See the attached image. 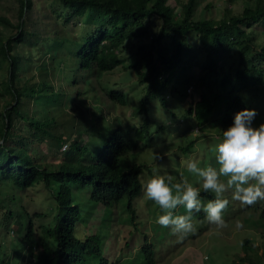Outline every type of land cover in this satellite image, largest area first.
<instances>
[{
    "label": "trees",
    "instance_id": "obj_1",
    "mask_svg": "<svg viewBox=\"0 0 264 264\" xmlns=\"http://www.w3.org/2000/svg\"><path fill=\"white\" fill-rule=\"evenodd\" d=\"M18 1L19 21L16 25L0 13V24L15 30L14 35L6 40L0 38V54L5 56L10 64V101L0 113V179L10 181L21 189L41 184L50 199L48 207L53 211V218L48 225H40L41 243H35L30 221L25 226L24 238L15 243L16 247L20 248V252L27 251L28 256H32L33 249L39 248L44 254L40 261L42 264H95L89 258L101 253L96 234L85 236L83 239L78 238L76 234L81 218L78 199L81 197L80 192L88 190L92 204L105 207L115 206L123 201L130 221L133 222L130 235H136L141 240L139 249L143 264H155L156 257L157 260L159 258L157 244L160 242L148 240V235L151 229L158 227L151 223L141 229L143 222H134L135 202L143 193L140 176L146 173L152 176V167L144 163H130L129 155L139 144L143 149L146 148L152 142L154 134H159L164 129L156 110L164 106V92L168 88L167 96L175 98L177 103L174 107L180 108L181 100L189 86H197L198 82L201 86L206 81L215 82L214 90L201 88L194 107L184 110L186 119H191L194 127L200 130L210 127L216 130L227 129L237 112L252 109L247 97L250 96L251 90L261 85L260 79L264 76V0H255L238 14L226 9L219 19L198 16L197 0H186L179 6H176L174 0H57L65 6L75 8L76 11L100 9L108 16V27H101L85 37L75 52V67L78 69L79 66L78 70L83 73L84 100L90 74L97 80L102 73L117 67L122 62L120 54L124 42L142 38L148 30L145 24L147 19L155 18L159 21L157 34L152 36L149 43L139 46L133 65L137 82L145 88L132 113V118L137 119L133 135L122 128L121 119L111 117L107 120L102 114L99 130L95 117L101 113L102 108L97 104L101 96L95 91L91 94L94 104L88 117L84 107L79 109V100L82 97L77 90L75 111L72 112L75 117L72 127L75 130L74 138L68 141H65L64 133L54 131V125L60 121L56 117H50L49 111L51 97H59L62 92L53 90L49 83L38 82L37 86L29 82L23 85L18 83L19 86L14 84V76H17L18 70L15 71L13 56L10 54L12 37L15 41L22 39L23 28L27 22L25 12L31 9V0ZM227 1L231 4L235 0ZM257 24H261L259 29ZM192 32V39L198 42L203 52L204 73L197 82L190 83L181 74L182 71L178 73L175 64L181 60L184 51L190 48L189 34ZM17 81L19 82V76ZM75 82L76 73L73 83ZM102 96L111 103L113 111L127 103L124 92L120 90L103 91ZM252 96L255 97V94ZM24 98L29 102L26 108L21 104ZM43 98H46L48 105L46 110L42 109ZM30 100L35 103V109L31 108ZM168 115L173 120L174 113ZM16 118L26 124L25 136L20 132L21 125L15 123ZM153 121L156 125L159 124L155 133ZM104 130L108 131L107 135ZM36 140L37 144L45 140L51 141L55 150L66 142L68 150L61 155V161L48 164L39 157L36 146H33ZM193 147V142H184L178 149L184 152ZM207 162L208 159L204 161L206 167ZM185 176L189 179L194 177L188 174ZM82 195L86 196L85 193ZM224 196L230 201V218L240 219L248 230L246 236L240 239L243 256L237 255V259L230 260L229 264H264V261L259 263L260 260L252 254L255 249H247V243H264V204L247 206L240 211L242 205L231 200V192L225 193ZM214 198V194L201 190V199L205 202ZM176 214H186L185 209L178 208ZM8 215L11 218L12 214ZM23 219L22 214L14 218L18 224H22ZM194 223L196 226L207 225L208 221L203 212L194 215ZM16 231L21 233V229ZM161 236L162 234L157 236L158 240ZM187 238L184 240H188ZM4 245L5 234L0 233V264H10L6 257H3ZM227 253L229 259V252ZM20 254L17 260L20 259ZM190 255L192 261L189 264H206V260L199 256L198 251L196 255L193 252H190ZM260 256L264 260V246ZM97 264L121 263L100 257Z\"/></svg>",
    "mask_w": 264,
    "mask_h": 264
},
{
    "label": "rangeland",
    "instance_id": "obj_2",
    "mask_svg": "<svg viewBox=\"0 0 264 264\" xmlns=\"http://www.w3.org/2000/svg\"><path fill=\"white\" fill-rule=\"evenodd\" d=\"M174 1L176 6L186 2V0ZM197 1L196 13L198 16L219 19L226 9L238 14L245 6L252 5L255 0H235L231 4L227 0ZM19 8L18 0H0V13L6 15L15 25L19 21ZM25 15H27V22L23 28L22 39L15 41L12 37L11 42L10 54L13 56L14 69L15 71L18 70L17 76H14V84L23 85L29 82V84L37 86L39 83H49L53 90L62 92L59 97L54 96L49 100L50 117H56L60 121L59 124L54 125V131L64 133L66 135L65 141L74 138L75 130L72 127L75 117H73L72 112L75 111V93L78 90L82 97L79 100L81 102L79 109L84 107L88 117L91 115L94 104V98L91 94L95 91L101 96L97 101L98 106L102 108L101 113L95 117V124H98L99 130H101L100 118L102 114L107 117V120L111 117L121 119L122 128L127 129L128 134L133 135L137 119L132 118V113L145 90L136 80L133 65L136 62L139 46L149 43L152 36L157 34L159 21L155 18L147 19L145 21L148 26L146 34L140 39L124 42L120 54L122 62L117 67L102 73L97 80H94L90 74V82L87 85L88 89L84 100L83 73L78 70L80 69L79 66L78 69L75 67L73 59L85 37L90 36L101 27H108V16L103 14L100 9L76 11L75 8L65 6L57 0H31V9L29 12L26 11ZM256 27L259 29L261 24H257ZM14 33L15 30L12 27L0 24V38L6 40ZM193 35V32L189 34L190 48L184 51L181 60L175 64L178 73L182 71L181 74L190 83L197 82L204 73L203 52L198 42L192 39ZM19 57L21 58L20 64ZM9 68L10 64L7 58L0 54V113L4 111L10 101L8 93ZM75 73L76 82L73 83ZM18 76L19 82L17 81ZM260 80L261 85L251 90L250 96L247 97L252 109L258 113L253 121L254 127L264 124V76ZM205 87L214 90L215 82L206 81L202 86L198 82L197 86H189L186 89L185 97L181 100L180 108L174 107L177 103L175 98L167 96L168 88L164 92V106H160L156 110L160 119L159 122L164 125V129L161 130V133L154 134L155 128L159 124L156 125V122L153 121L154 136L152 142L144 149L141 144L136 146V149L129 155V162L147 164L152 167L153 174H155L157 166H162L160 168L161 173L166 170L168 174L174 177L173 182H176V179L181 176L192 175L188 173L184 163L188 159L198 160L201 167H206L204 161L208 159L207 166L218 167L215 159V146L221 140V131L226 129L216 130L214 127H210L200 130L194 127V122L191 119H186L184 115V110L194 107L200 89ZM111 89L124 92L127 101L125 106L119 107L115 111L111 108V103L102 96L103 91ZM253 94L255 97L252 96ZM45 99L43 98V110L48 107ZM28 103L26 98L22 99L23 108H26ZM30 106L35 109L33 100H30ZM172 112L174 113L173 120L168 115ZM15 123L21 125L20 132L25 136L26 124L20 122L18 118L15 119ZM104 131L107 135L108 131ZM99 139H101V135ZM184 142H193V149H186L184 152L179 150L178 148L183 146ZM33 144L36 146L39 157L48 164L61 161V155L68 150V143L66 142H63L58 150H55L51 141L48 140L40 144H37L36 140ZM209 149L210 151H207ZM150 150L160 153L163 159L154 160ZM150 177L151 175L147 173L140 176L143 183V193L135 202L136 218L134 222H143L140 225L141 229L151 223L158 227V229H151L148 235V240L160 242L157 244L159 258L157 260L156 257L157 262L155 264H189L192 261L190 252L196 255L197 251L199 256L206 260V264H229L230 260L237 259V255L243 256L240 239L246 236L248 230L243 221L230 218L229 208L224 212L227 227L217 229L209 223L206 226L200 224L196 226L195 234L182 242H178L176 236L169 229L160 227L156 223L157 217L162 214L159 206L144 196V184ZM189 180L199 186L195 177ZM82 193H85L86 196L83 197ZM82 193L80 192L81 197L78 199L81 218L77 225L76 234L80 239L96 234L101 251L99 256L90 257L89 260L97 264L99 258L103 257L108 261H118L121 264H143L139 249L141 240L136 235H130L133 222L130 221L129 213L126 212L123 201L115 206L104 207L89 201L90 191L85 190ZM49 200L48 194L41 184L28 189H21L10 181L0 179V233L5 234V245L3 246L5 254L3 257H6V261L10 264H42L40 261L44 254L39 248L33 249L32 256H28L29 253L27 251L20 252V248H17L15 243L24 238L25 226L30 221L33 239L35 243H41L40 225H48L53 218V211L48 207ZM256 204H264V200L258 201ZM246 207L242 206L240 211ZM8 213L12 214L11 218H9ZM19 214L24 217L22 224L20 222L18 224L17 220H14ZM236 221H240L243 228L237 229ZM16 229H21V233ZM159 234L162 236L158 240ZM263 246L264 243H247V249L251 247L255 249L252 254H255L254 257L260 260L259 263L264 261L260 256ZM26 248L27 246L24 247V250ZM49 252L51 253V250ZM227 252H229V259ZM19 253H21L20 259L17 260Z\"/></svg>",
    "mask_w": 264,
    "mask_h": 264
},
{
    "label": "clouds",
    "instance_id": "obj_3",
    "mask_svg": "<svg viewBox=\"0 0 264 264\" xmlns=\"http://www.w3.org/2000/svg\"><path fill=\"white\" fill-rule=\"evenodd\" d=\"M257 115L255 109H243L234 115L232 124L221 131V140L215 146L218 167H201L196 159L184 162L199 186L185 176L173 182L174 177L166 170L161 173L162 166H157L155 174L146 180L144 196L162 212L156 223L169 229L178 242L195 234L194 215L200 212L217 229L228 226L224 212L230 201L225 198V193L231 192V200L242 206L251 207L264 200V124L253 126ZM152 157L154 160L163 159L155 151H152ZM201 190L214 194L215 198L205 202L201 199ZM180 207L186 214H176ZM235 226L243 228L240 221H236Z\"/></svg>",
    "mask_w": 264,
    "mask_h": 264
}]
</instances>
